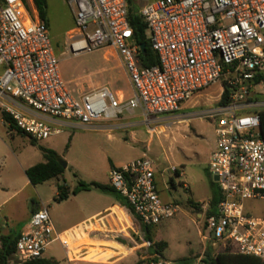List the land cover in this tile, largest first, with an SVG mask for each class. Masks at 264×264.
<instances>
[{
	"label": "built area",
	"instance_id": "obj_1",
	"mask_svg": "<svg viewBox=\"0 0 264 264\" xmlns=\"http://www.w3.org/2000/svg\"><path fill=\"white\" fill-rule=\"evenodd\" d=\"M66 3L74 19L66 51H113L133 96L124 100L106 88L75 96L60 75L47 24L29 15L23 0H0V111L9 124L34 142L136 109L147 123L166 117L175 124L182 121L177 115L182 104L222 83L228 102L205 116L215 125L208 170L220 201L211 214L210 202L201 204L200 217L222 248L264 261V214L253 216L246 208V202L264 201V139L257 113L264 104L249 99L253 88L264 86L261 80L255 83L264 76V0L150 1L138 14L157 58L149 67L140 65L127 0ZM108 178L140 225L155 226L177 213V205L160 199L155 166L146 154L111 168ZM54 241L64 250L65 264H71L70 240L55 233L46 209L34 211L15 242L11 256L17 263L6 259L5 264L39 262ZM137 264L174 263L150 256ZM182 264L206 263L198 257Z\"/></svg>",
	"mask_w": 264,
	"mask_h": 264
},
{
	"label": "rangeland",
	"instance_id": "obj_2",
	"mask_svg": "<svg viewBox=\"0 0 264 264\" xmlns=\"http://www.w3.org/2000/svg\"><path fill=\"white\" fill-rule=\"evenodd\" d=\"M133 11L141 9L152 0H129ZM28 14H32L29 0H23ZM46 20L49 38L58 60V68L66 87L73 94H84L99 88L110 91H126L116 61L108 49L91 53L71 55L66 51L68 32L74 27V19L66 0H46ZM129 8V7H128ZM148 37L149 33L146 32ZM106 52H109L106 54ZM221 84L203 90L192 100L182 104L177 115L185 122L166 120V117L148 118L146 122L141 111H134L136 123L126 131H108L91 127L88 129L65 130L48 140L31 143L29 137L11 131L3 124L0 111V225L16 234L30 218L32 211L46 209L53 227L60 231L90 208L101 209L112 194L97 189L77 193L75 199L57 201L59 187L68 192L79 183L92 182L109 185L111 168L120 167L146 154L159 176V195L164 203L177 205V213L151 226L153 252L174 264L188 263L203 257L212 258L222 247L211 239L205 226V218L198 217L200 205L208 203L219 194L208 167L209 155L215 140V125L206 119V114L218 105L221 98ZM264 104V86L252 90V99ZM127 115L124 114L123 118ZM154 122V120H156ZM155 129L150 133L151 129ZM40 147L53 150L59 161L66 164L62 174L38 185L26 183L25 170L45 162ZM177 169L178 175L171 171ZM74 196V195H70ZM247 210L253 216L264 214V201L246 202ZM129 215V214H128ZM115 231L105 232L101 239L122 242L127 247L148 246L140 223L133 217L119 213ZM118 232V233H117ZM87 243V242H85ZM164 243L165 247L155 244ZM111 248V244L101 245ZM84 260H95L100 250H88ZM147 252V251H146ZM78 255V251L75 252ZM106 251L107 256H120ZM141 254V252H139ZM46 260L65 264V254L59 242H52L44 251ZM136 254H130L119 264H133ZM12 263L17 258L11 257Z\"/></svg>",
	"mask_w": 264,
	"mask_h": 264
},
{
	"label": "crops",
	"instance_id": "obj_3",
	"mask_svg": "<svg viewBox=\"0 0 264 264\" xmlns=\"http://www.w3.org/2000/svg\"><path fill=\"white\" fill-rule=\"evenodd\" d=\"M29 1L32 5L31 16L38 17L37 11L35 10L32 0ZM110 52L111 53L109 55H111V57H113L114 60L116 61V68L119 71L122 81L126 85V91L116 89L115 91H111V92L115 93L120 98L127 100L133 96V89L128 80L127 74L125 73V70L120 63L119 58L113 51L110 50ZM108 53L109 52H106V54ZM80 94L81 92L76 93L74 95L79 96ZM126 115H127L126 118H123V116H121L119 119L116 120L98 121L93 125V127L106 129L108 131H113V130L126 131L127 129L133 127L136 124L130 120L131 118H135L134 112L133 114H126ZM141 115L143 116L142 112ZM150 133H152V130L150 131ZM155 181L157 183L159 190V176L156 171H155ZM26 183H28V180L26 181ZM76 197L77 194L74 196H69L68 199L69 198L75 199ZM119 213L126 216L128 220L131 222L130 218H133V216L129 213V211L125 207L121 206V204L118 201L114 202L113 200H110L109 204H106L101 209L95 207V208H90L86 212H83L80 216H78L75 220H73L72 223L66 225V227H63L60 231L54 228L56 234H58L59 236L65 239L70 240L71 252L69 256L72 260L71 264H119L122 261V259L126 258L130 254H136L137 257L133 264H137L143 258H147L150 256H159V254L153 252V249L151 247V244H153L152 242L147 243L148 246L146 248H141L142 245H138L137 247L130 248L124 245L122 242H114V241L110 242L100 238V236H102L106 231L107 232L115 231L114 229L115 227H117V220H118L117 218ZM197 215L198 217H200V214ZM28 220L25 222L21 230L13 235L10 232V230L4 228L3 225L2 226L0 225L1 238L8 236L18 237L19 234L25 229ZM103 244H111V248H106L101 246ZM88 250H100L102 252L97 255V259L87 261L84 260V256H86L89 253ZM120 250H122L124 253L117 257L111 255L107 256L106 254V251H109L112 254L117 255L119 254L118 252ZM76 251H78V255H76L75 253ZM139 252H141V254H139ZM11 257L13 256H9L7 259L10 260ZM42 260L58 264L54 261L46 260L44 256Z\"/></svg>",
	"mask_w": 264,
	"mask_h": 264
},
{
	"label": "trees",
	"instance_id": "obj_4",
	"mask_svg": "<svg viewBox=\"0 0 264 264\" xmlns=\"http://www.w3.org/2000/svg\"><path fill=\"white\" fill-rule=\"evenodd\" d=\"M33 5L35 7V10L37 11L38 18L45 22L48 26L47 20H46V0H32ZM128 4V12H129V24L133 31V37L135 40V43L138 45L145 44L146 52L144 55H139L140 65L143 67H149L157 64V58L153 54V52L150 49L149 39L146 35L147 29L145 24L141 21L138 13L133 11L130 5V1L127 0ZM264 82V76L258 77L255 80V83H258V81ZM228 95L229 91L225 88L223 94L221 95V98L218 102V105H225L228 102ZM251 100H256L255 98H249ZM259 120H260V132L261 136L264 139V109L259 110L258 112ZM2 121L6 124H9L8 118L2 114ZM8 128L11 131H17L15 130L14 126L9 124ZM20 133L19 131H17ZM22 134V133H20ZM31 143H35L33 140H30ZM40 151L43 153L45 162L36 164L27 170H25V176L28 180V182L35 186L38 184H41L49 179L56 178L60 176L64 170V168L59 164L58 155L50 149L42 148L40 147ZM178 175V173H176ZM94 188L99 190L102 193L105 194H112L115 196L116 200L121 204V206L125 207L129 213L137 220V218L133 215L131 209L127 205V203L122 200L117 193L111 188L110 185H103L100 183L92 182L89 184L79 183V186L73 190L71 193L68 192V190L64 187L58 188L57 193V201H64L68 199L70 195H76L78 192L81 191H88L89 189ZM220 201L219 194H216L212 197L210 200V214L213 213V210L215 209L216 205ZM150 227L142 226L141 225V231L144 233V239L145 242L151 243L152 239L150 237ZM17 237L8 236V237H2V250L0 251V264H5L6 259L11 256L14 253V247ZM153 245L151 244V247ZM154 246L157 247H165L164 243L155 244ZM158 254L157 252H155ZM206 264H264V261H260L254 257L249 256H241L238 254H235L233 249L228 246L226 248H222L221 251L215 253V255L211 258L204 259ZM33 264H55L47 261H39L35 262Z\"/></svg>",
	"mask_w": 264,
	"mask_h": 264
},
{
	"label": "water",
	"instance_id": "obj_5",
	"mask_svg": "<svg viewBox=\"0 0 264 264\" xmlns=\"http://www.w3.org/2000/svg\"><path fill=\"white\" fill-rule=\"evenodd\" d=\"M139 50H140V53H141L142 55H144L145 52H146L145 44H141V45H139ZM59 164H60L63 168H66V164H64L62 161H59ZM214 180H216V178H214ZM211 238H213V235H211Z\"/></svg>",
	"mask_w": 264,
	"mask_h": 264
},
{
	"label": "bare ground",
	"instance_id": "obj_6",
	"mask_svg": "<svg viewBox=\"0 0 264 264\" xmlns=\"http://www.w3.org/2000/svg\"><path fill=\"white\" fill-rule=\"evenodd\" d=\"M180 122H185V121H180Z\"/></svg>",
	"mask_w": 264,
	"mask_h": 264
}]
</instances>
